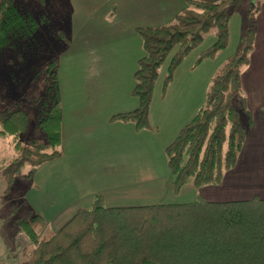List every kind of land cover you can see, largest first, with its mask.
Returning a JSON list of instances; mask_svg holds the SVG:
<instances>
[{
    "label": "rangeland",
    "instance_id": "374dc122",
    "mask_svg": "<svg viewBox=\"0 0 264 264\" xmlns=\"http://www.w3.org/2000/svg\"><path fill=\"white\" fill-rule=\"evenodd\" d=\"M144 1L16 0L38 27L17 46L0 48V109L15 105L23 109L27 127L19 139L31 137L48 83L46 66L55 59L61 153L36 167L24 164L8 182L3 169L14 155L13 137L0 135V264H20L31 249L13 220L24 208L45 220L42 235L44 230H57L78 209L91 207L96 196L106 207L183 203L203 191L204 199L214 201L252 196V190L234 192L245 180L236 172L221 186L195 188L187 183L174 191L166 148L204 104L212 77L235 52L253 3L242 1L231 15L224 49L197 62L200 52L215 40L210 29L165 82L175 48L170 51L158 69L147 124L138 127L119 116L138 106L132 89L144 48L134 28L171 21L167 13L177 12L181 5L180 0L177 5L174 0H158L164 19L145 20ZM242 92L251 106V92L243 87Z\"/></svg>",
    "mask_w": 264,
    "mask_h": 264
},
{
    "label": "trees",
    "instance_id": "16d2710c",
    "mask_svg": "<svg viewBox=\"0 0 264 264\" xmlns=\"http://www.w3.org/2000/svg\"><path fill=\"white\" fill-rule=\"evenodd\" d=\"M242 1L253 5L235 52L212 77L204 104L166 148L176 192L187 183L195 188L219 185L236 164L252 122L241 71L254 48L256 15L263 0H186L171 21L135 29L144 48L132 89L138 106L119 116L142 127L158 69L170 51L175 48L165 82L210 29L215 40L197 62L227 46L228 22ZM37 27L38 21L21 11L16 0H0V48L26 41ZM56 66L55 59L46 66L48 83L31 137L19 139L27 127L23 109H0V135L13 137L14 155L3 169L8 182L24 164L36 167L61 153ZM13 220L31 245L20 264H264V198L259 197L209 201L198 195L183 203L106 207L96 196L91 207L78 209L57 230H44L42 235L39 230L46 222L33 209L24 208Z\"/></svg>",
    "mask_w": 264,
    "mask_h": 264
},
{
    "label": "crops",
    "instance_id": "0c3cea01",
    "mask_svg": "<svg viewBox=\"0 0 264 264\" xmlns=\"http://www.w3.org/2000/svg\"><path fill=\"white\" fill-rule=\"evenodd\" d=\"M180 1H181V5H180V9H181L185 5L184 3L186 0H180ZM172 2L177 5L178 0H174ZM143 9H145L147 12L145 20L150 17H152L153 19H156L157 17H159L160 20L164 19L163 17L165 16V13L161 10L158 0H145ZM173 11H175V9ZM177 12L167 13L166 18H174ZM165 23L167 22H158L157 24H153V26H158ZM130 29L131 28L127 29L126 32L130 33L131 32ZM117 32H120V30ZM116 34L117 33H115V35ZM119 34H121V32ZM120 52L121 50L118 48L117 53L120 54ZM241 82H242V87L245 88L247 91H249V93L251 92L253 97L252 105L248 106L247 104L248 108L252 112V122H251V126L247 131L242 148L239 152L235 164L236 167L235 166L233 167L235 168L234 171L233 172L231 171L233 170V168L228 170L225 173L221 184L215 186H221L233 176L234 172H236L238 174L237 176L241 177L242 179H245L243 183L238 185L236 191H234L236 194L241 193L243 191L252 190V194H251L252 196L250 198L252 197L264 198V3L263 1L256 15V34L254 39V48L250 54L249 63L246 66H244V68L241 71ZM202 194L203 195L205 194L204 191ZM202 194H200L201 197ZM217 199L218 200L215 201L241 200V199H232V198L230 199L223 197ZM244 199H249V198H244ZM209 201H214V200H209Z\"/></svg>",
    "mask_w": 264,
    "mask_h": 264
}]
</instances>
